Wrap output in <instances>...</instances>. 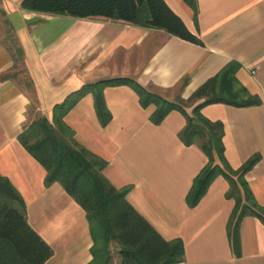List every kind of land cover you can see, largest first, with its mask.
I'll return each instance as SVG.
<instances>
[{
	"label": "crops",
	"instance_id": "crops-1",
	"mask_svg": "<svg viewBox=\"0 0 264 264\" xmlns=\"http://www.w3.org/2000/svg\"><path fill=\"white\" fill-rule=\"evenodd\" d=\"M193 42L163 29L104 18H79L28 10L23 0H0V174L25 203V218L52 249L45 264H120L119 247L107 261L94 239L84 208L59 181L47 184V169L20 142L35 120L54 121V108L87 84L129 78L165 99L184 105L160 124L130 85L103 90L106 124L87 92L64 117L78 144L107 162L103 175L116 188L130 187L127 200L166 241L181 245L173 264H264V220L246 215L233 242L229 225L236 200L231 182L219 175L200 203L187 195L208 163L199 144L181 133L196 92L229 64L240 65L237 82L261 103H212L201 108L222 124L229 167L252 156L260 160L245 174L264 207V0H164ZM255 71V74L252 72ZM19 207V206H18ZM95 257V260H94Z\"/></svg>",
	"mask_w": 264,
	"mask_h": 264
},
{
	"label": "trees",
	"instance_id": "trees-1",
	"mask_svg": "<svg viewBox=\"0 0 264 264\" xmlns=\"http://www.w3.org/2000/svg\"><path fill=\"white\" fill-rule=\"evenodd\" d=\"M188 2L195 7L193 0ZM22 7L32 11L79 18H104L133 25L163 29L193 42L199 40L185 27L164 0H23ZM240 65L229 64L220 74L200 88L195 97L203 99L193 108L188 125L181 133L186 145L199 144L208 163L194 179L187 195L189 207H196L212 181L224 175L230 182L229 197L236 200L229 232L234 243L239 225L246 215L264 220V207L256 201L245 174L260 160L256 154L233 171L225 158L221 140L222 124L204 118L200 110L212 103L235 106L260 104L257 96L241 86L235 73ZM130 85L143 107L155 105L151 116L160 124L171 111L186 112L184 105L153 93L129 78H112L87 84L54 108V121L40 117L20 135V142L47 169V184L59 181L86 211L95 247L109 261V246L119 247L120 264H173L183 254L181 245L166 241L127 200L130 187L116 189L103 175L107 162L74 139V131L64 121L75 102L87 92L96 99L102 123L110 114L103 101V90L110 86ZM19 206V207H18ZM25 203L8 178L0 174V264H45L52 249L33 231L25 218ZM95 260V257H94Z\"/></svg>",
	"mask_w": 264,
	"mask_h": 264
},
{
	"label": "built area",
	"instance_id": "built-area-1",
	"mask_svg": "<svg viewBox=\"0 0 264 264\" xmlns=\"http://www.w3.org/2000/svg\"><path fill=\"white\" fill-rule=\"evenodd\" d=\"M252 73L255 74V71H253Z\"/></svg>",
	"mask_w": 264,
	"mask_h": 264
}]
</instances>
